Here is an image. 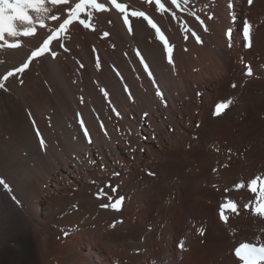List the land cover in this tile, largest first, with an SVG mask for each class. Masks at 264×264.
Wrapping results in <instances>:
<instances>
[{"label":"rangeland","instance_id":"rangeland-1","mask_svg":"<svg viewBox=\"0 0 264 264\" xmlns=\"http://www.w3.org/2000/svg\"><path fill=\"white\" fill-rule=\"evenodd\" d=\"M142 1L140 0L133 1L132 6L134 10L144 11L147 15L149 16L151 15L150 18H152L153 21L161 28L165 36L168 38L169 43L173 46V53H172L173 64L168 63L166 55L163 50V45L158 40H156L155 32L152 31V29H150L148 25L146 26L147 23L142 18L140 20L141 21L143 20L144 27L147 30V33L145 34L144 37L145 38L144 41L142 40L139 41V39L136 38L134 33H131L130 35L132 39L130 40L128 46L127 44L125 45L124 36L123 38L120 37V39L116 40V42L109 40V42L112 43L111 44L112 48H110L108 43L104 41V43L107 44V48L106 46H104L107 52L106 54L109 53V56L111 57V59H113V61L107 59L110 57L105 58L107 56L104 55L105 51L102 53L98 52L100 57L104 59L102 61L95 62L92 66L89 65L86 62V60L83 59L82 57H79L80 59L78 57H74L75 59H78L76 61L73 58V60L75 61L74 66L68 64V61H66L64 57L62 58L64 62L63 64H66L63 67L64 71L68 72L71 75L70 77L66 78V82L68 84V89H70L69 91L73 96L70 102L68 103V106H66L67 111L70 118L75 122L74 124L76 125L78 131L80 132L83 142L88 148H90V150L92 149V153L90 154V156L89 155L86 156L87 157L86 163L89 162V166L96 167V171L99 172L101 175H103L106 172H113L116 176V179L120 180L122 185L121 186L119 185V189L121 187L119 193L117 191L115 192L112 191L111 198L114 201L115 199L124 197V200L122 202V205L120 206L119 212L112 209L111 207L108 208L101 207V204H97L94 206L87 205L86 208V207H81L79 205L78 203L79 200H77V202L75 201L72 202L73 204L70 202L69 204L64 206V208H60L57 212H55L56 213L54 217L55 224L53 223L52 224L53 227L51 226V228H53V230L56 232L50 234V240L53 238V240L56 241V245L58 246L60 244L59 246H62L63 249L76 248L81 245L80 247L82 248L84 247L83 252L87 253L89 251V248H87L88 242L84 238L79 239L77 237L83 228L82 224L84 220H86L87 222L92 221L93 219H94L93 221L95 222L97 221L96 223L92 221L93 223L90 225V227L93 230H95L96 233H97L96 226L98 225L100 226V229L105 226L104 228L110 227L109 229L114 230L115 224L117 222L119 223L121 221L120 219L123 220L124 218H118L117 215V218L115 216V218L113 219L111 218L112 214L120 213L122 211V207L126 205L124 209L125 216L126 217L128 216L127 218L128 219L130 218L129 220H131L132 218L133 221L138 222L139 220L138 217L139 214L141 215V213L143 212V207L140 206L139 203L137 202L135 198L136 197L135 194L138 192V190L140 191L144 189V186L140 185L139 184L140 182H137V179L135 177L134 178L132 177L134 176V174L137 175L138 172L139 174L142 173L144 166H142V164L132 162L134 161L133 155L137 153L136 150H138V152L140 151L139 153H141V155L145 157L149 156V158H152V160H154L157 165L159 164L157 167V171L163 176L165 166L167 165L166 161H168V157H170L171 156L170 154H172L175 150L179 148L180 152H182V155L185 153H187L186 155H190L193 154L195 150L197 151L202 149V151H204V153L207 156L215 157L213 162V165L214 164L215 165L213 166L214 168L212 167L208 172L210 177H204L203 181L205 183L202 182V184L197 188L199 190L207 189L214 191L215 194L214 198L215 200L216 199L217 200L216 201L208 200V198H206L204 201H201L204 203L207 209L204 208L201 213L198 214L196 213L195 216L194 214L192 215L190 211L192 209H190V207L192 206L193 202L196 203V201L194 199H191L189 195L187 196L182 195L181 197H178L177 193L183 190L181 185H178L179 187L178 186L176 187L177 190L173 188L175 190H170L172 191V196L169 193L163 198L164 200L162 199L161 201L162 203L160 202V204L169 205L171 203L175 206L176 211L179 213L178 214L179 218L177 219L179 223L176 222L177 224H179L178 225L179 229H177L178 231L176 230L177 232L176 231L172 232L173 233V234L171 233L172 235L169 233L170 231L167 232L165 231L162 236V231H164L165 226L169 223V219H170L169 213L168 210L165 211L164 214L162 213L164 218L162 217V220H160L161 222L156 224L155 215L158 214L160 210V206L159 205L157 206V210L156 207L154 208L156 211L151 209L153 208L156 202H159L157 199H155L157 194L155 195V193H152L153 192L152 191L150 192V197L153 198L152 201L154 202L150 206H147L149 207V209H147L148 210L147 214L148 215L150 214L151 217L147 215L148 218L145 220V222L143 220L140 223L141 226H145L144 228L146 229L147 234L150 236V238H152L151 243L149 245L152 247V249L151 247H148L149 249L154 251V248L156 247L155 250L157 251L158 250L157 242L159 244L160 241L164 243V245L169 244L173 248L176 247L175 249L177 250L176 251L177 254L174 255L173 260L181 262L184 257L183 256L184 253H186L187 251V247L183 245V250H182L181 247L179 246L182 241L183 244H185V240L184 238H182V233L180 232V228L182 230L184 229L183 231L188 235H190L192 238L198 239V238H203L207 228L209 226H210L209 228L215 226L214 224L215 222L216 224H219V226L222 225V228L226 231V236L229 238L230 244H232V248L230 247L231 249L229 248L226 252L222 254L224 256L226 255L228 257H231L233 256V248L235 247V244L237 245L241 241V239L239 240V238L237 237L239 236L240 231L246 230L248 231V233H251L253 231L252 233L253 235L251 234L249 235L247 234L248 236L244 235L245 238L247 239V243L249 242L252 244H255L256 241V239H254L255 238L254 233L256 234L260 233L261 235V233H263L264 231V226L257 225L256 223L257 219L262 217L259 215H253L251 211V207L255 203V197H254L255 194L250 192L247 187L248 183L257 176L264 179V137L260 140L259 145L261 147L259 145L258 148L256 147L257 150L256 149L252 150V148H248L243 153H240V155L234 157H232L230 152L232 147L230 148V145H228V142L230 140L229 138H231L232 135H233L232 137L235 136L244 137L245 135H247L245 134V131H247L246 133L248 132L250 133V131L253 132L254 130V123L252 122L248 114L243 113V111H241L242 107L240 106L242 105L243 101L240 98V96L242 94H246L249 91L253 92V90L254 92H257L258 90H259L258 92L264 91V83H263L264 82V59H263L264 50H261L264 48L263 45L264 0H253L252 4H249L248 0H241V1L228 0V7L230 8L229 9L230 11L227 14L220 13L219 10H217L216 8L217 4L214 1L213 3H211L212 1L200 2L199 0H190V4L188 5V8L196 12V14L200 17V20L203 21V25H201L200 20L197 21L195 16L189 15L187 12L177 11L176 15L177 17H179V19H173L171 12L176 10L169 3L168 4L166 3V6H169L171 10L167 13L165 12L161 14L156 11L155 5L154 6L150 5L146 8V6L142 5L143 3ZM236 9H238L239 11ZM236 12H239L240 16H237ZM245 20H247L251 25L250 47L248 48L244 47V39L242 35V28ZM182 22L185 23L186 26L189 29H191V31L189 32L182 31L181 30ZM222 22H224L225 24L224 23L222 24ZM205 28H207V31H205ZM261 28L263 30H261ZM193 31L200 37L201 43H197L195 37L192 36ZM258 34L260 35L258 36ZM100 35L102 36V34ZM185 36H187V39H185ZM221 42H223L225 47L231 53V58H232V68L231 71L228 72L227 74H223L224 72L222 70L220 62L217 60H212L209 52V51H214L216 49V44ZM144 47L147 48V51L148 50L150 51V53L153 55V59L148 58L150 56L147 54L148 52L146 53V48ZM61 48L59 50L58 49L56 50L55 57L58 58L59 56L60 57L63 56L61 51L65 54H70L69 53L70 49L68 48L67 45H64L63 47L64 49ZM65 49H67V51ZM137 50H139L141 56L144 58L145 63L149 66V69L152 73L151 77H149L148 74L144 71V65L141 64L140 57L137 56ZM213 53L215 54V52ZM249 68L251 69L252 72L251 75H247ZM76 69L78 72L85 73V77L84 78L76 77L75 76L77 72ZM96 73L102 74L103 78L108 80V83H110L109 84L110 88L108 87L107 83L105 84L102 78L96 77ZM232 85H236V86L233 87ZM87 87H90V89H92V91H94V93H96L98 97H100V100L102 102V107L104 109L102 114H98L95 111L94 106L91 105L90 99L88 98ZM101 88H103L107 93L109 91L107 98L105 97L104 93L100 91ZM125 89H127V91ZM157 89H159V91L162 93V97L156 95ZM225 91L232 92V94L225 96L224 94ZM228 99H231L233 102L223 112L226 113L227 115L226 114L224 115L222 113L220 116H212L213 115L212 111H214L215 104L220 101L228 100ZM113 108L116 109V112H118L119 115H116V112L113 111ZM235 109H237V111H234ZM238 110H240V113ZM260 112L263 113L261 114ZM145 113H147L146 116ZM255 114H256L255 117L258 120V122H261L260 124H258V126L260 127L262 126L264 128V111H259L258 113L256 112ZM150 116L154 119V122H152V120L149 119ZM222 116L224 117L222 118ZM211 118L212 119L214 118L213 120L218 118H222V119L226 118V119L224 120L221 119L222 123L220 122V126L223 124L221 127H218L219 126L218 125L217 129L216 127H214L213 129H211V131H209L207 127L210 125V122L213 121ZM230 118L232 119V121ZM81 121H83L84 128L81 127ZM175 123L179 125H176ZM233 123H235L234 126L233 125L231 126V124ZM238 123L239 125H237ZM158 125H159V129H158ZM200 127L202 129H200ZM239 128L241 129L239 130ZM85 129L89 133L88 137L89 139L91 138L90 139L91 143H89V140H87L88 137L86 138L84 135ZM198 130L199 132H197ZM224 130H226L224 134L221 133ZM238 131L240 132L238 133ZM219 132L221 133L220 137H219L220 134ZM159 133L161 134L164 133L163 135L165 136V137L163 136V140L161 141V143L159 142L158 139ZM207 134H209V136L211 135L215 136V138H212L211 136L210 139L209 138L206 139L208 141H205L207 142L205 143L204 142L205 138L202 137V135L205 136ZM216 134L218 135V138ZM198 135L200 137H198ZM134 138H136L135 140H137L138 142L140 141V144L142 145L140 146L141 147L140 150L138 149V146H136V144H131L132 139ZM145 138L154 142V144L152 143L153 145L152 149H154L153 153L156 152L155 153L156 155L157 152L160 153L159 155L160 158L157 159V157L153 155L151 157L150 155L151 153L148 150L149 147H147L146 142H144L145 140H147ZM44 140H45L44 145L46 146L47 149L49 147L48 150L50 154H52V156L54 155L53 157L58 158L59 161L61 159L62 162L63 159L62 157L59 158V156H62V154H63V158H65V156H68V151L67 149H65L67 148V146L63 144L64 140L57 139L56 137L49 139L44 138ZM201 141L205 143L204 145H202L204 149L199 144ZM185 142L187 143L185 144ZM100 143L105 144L104 147L102 146L104 150V155H102L100 150L97 148L99 147L98 145ZM194 145L195 147H193ZM221 145H223V147ZM107 148H109L108 151ZM173 148L175 150H173ZM182 148L184 151L182 150ZM91 157L95 161L94 163L90 164ZM130 157H132L133 159H131ZM186 158H188V156H185L183 163L187 162ZM162 160L163 161L166 160L165 163L164 162L159 163ZM231 165L233 169H231V167H228ZM159 166L161 168H159ZM197 166L195 163L193 166H188L189 168L188 167L186 169L184 168L182 171H184V173L185 171L186 173H188V171H190L192 167L197 168ZM180 168L181 167L178 166L176 172H179ZM67 169L70 172L72 171L74 174L75 171L73 170L72 164L68 166ZM208 170L209 168H207V171ZM150 171L152 173L155 172V171L153 172V170ZM131 173L133 174V176ZM226 173L228 175H226ZM154 174H155V178H150L146 174L145 175L151 180H156V179L158 180L160 176L157 173ZM168 174H167L168 176L165 174L166 175L165 180H168V182L166 181L167 184L172 179L176 183L180 181L179 177L181 176V174L177 175V177L175 176L174 178H171L174 173L170 174L169 172ZM64 175L69 180H73L72 177L69 175V173H67V171L64 172ZM130 177L132 179H135L133 180L134 182L132 180H129ZM209 178L211 179L209 180ZM210 181H212L213 183ZM164 184L166 185V183ZM164 184L162 187H166ZM196 184L198 185L197 181L195 185ZM236 184H242L243 187H241L240 189H236L234 187ZM75 186L78 187V183L77 181L73 180L71 185L73 190H75L74 189L76 188ZM105 187L109 189L113 188L112 186H111L112 188L110 186H107V183L105 184ZM178 188H180L181 190ZM226 189L227 191H225ZM168 192L169 190L167 191V193ZM220 192L223 193L222 195L223 197L219 196L217 198L219 194H222ZM105 197L109 198V196L104 195V198ZM190 199L193 202H191ZM226 199L233 201L236 204V206L238 204L239 207H237V209L240 208L238 210L239 215L237 213H233L230 210H226L225 215L227 216V221H222L220 219V205L222 203H225ZM107 202L109 203V199ZM188 202H191V204ZM246 204L249 205L248 209H245ZM93 209L94 211H92ZM87 210L90 212H87ZM80 213H82L81 216H79ZM153 214L155 215L153 216ZM235 215L239 221L240 220L244 221V222L240 221L241 222L240 224L244 223L243 224L244 226L238 224L239 221L236 220L237 218L234 217ZM237 215L238 216L241 215V216L238 217ZM242 216L244 217L242 218ZM102 221L105 222L102 223ZM152 221H154V223ZM201 221H204V223L200 224ZM234 221L237 222L236 224L239 225L237 226L239 227L237 231L233 229L235 228L236 225ZM205 223H208V225L207 224L205 225ZM245 223L247 224L245 225ZM100 224H102V227ZM229 226H231V230L233 229L235 232L231 231L229 229ZM169 236L171 237V239ZM253 236L254 238L253 240H251ZM160 237L162 240L160 239ZM142 238L144 239L145 237L141 236L140 239L143 240ZM164 239L167 240V242H165ZM248 239L250 241H248ZM251 241H253L254 243ZM256 244L259 243H257L256 241ZM198 246H204L203 241H201V243L198 242ZM105 251L102 250V252H100L99 254V257L101 256L102 259H106V258L110 259L109 257H116L115 260H117L119 264L128 263L127 259H122V257L120 256L122 253L121 249L116 251V253L113 252L111 253L109 250H107L106 253ZM52 253L53 252L51 251L50 254ZM219 253L220 252L218 251L212 253L214 254L213 256H215L214 260L216 262L219 258L222 260V258L224 257V256L222 257V254L220 256ZM216 256L219 258H217ZM53 257L54 256L50 257L49 260L50 264L57 263L56 261H54L55 257L54 258ZM220 259L218 261L221 263L222 261ZM115 260L113 261V264L116 262ZM147 260H149L148 257ZM173 260H171V258H168L165 264H168ZM118 262H116V264H118ZM219 262H217L216 264H218Z\"/></svg>","mask_w":264,"mask_h":264},{"label":"bare ground","instance_id":"bare-ground-1","mask_svg":"<svg viewBox=\"0 0 264 264\" xmlns=\"http://www.w3.org/2000/svg\"><path fill=\"white\" fill-rule=\"evenodd\" d=\"M133 1H139V0H118V2L127 4L130 9H134L132 6ZM167 1L168 0H165V3L168 4ZM199 1L200 2L201 1L202 2L212 1L211 3H213L214 1L217 4L216 5L217 10H219V12L222 14L223 13L227 14L230 11L229 10L230 8L228 7V0H199ZM98 2L104 4L107 10L101 11V12H95V11L92 12L91 24L95 30L86 29L83 26H81L78 22H73L71 25L68 26V30L66 33L62 34L58 40H53L51 42L50 44L51 52H56L57 49L59 50L61 48L60 47L61 43H63V45H67L68 48L70 49V52H69L70 54H65L61 51L63 56L61 57L59 56L57 58V57H53L51 55V52L45 53L44 56L34 59L30 63L28 69H26L23 73H16L13 77H9L6 81H4V88H0V178H3L6 181L10 189V190H5L2 186H0V264H50L49 260L51 256L55 257L54 261H56L58 264H113V261L115 260L116 257H109L110 259L108 258L102 259L101 256L99 257V254L100 252H102V250L103 251L106 250L105 251L106 253H107V250H109L111 253L112 252L116 253V251H118L119 249H121L122 251L120 255L122 259L128 260L127 264H165L168 258H171V260H173L174 255L177 254L176 252L177 250L175 249L176 247L173 248L169 244L164 245V243L160 241L159 244L157 242L158 250L157 251L155 250L156 247L154 248V251L151 250L152 247L149 245L151 243L152 238H150V236L147 234V231L144 228L145 226H141V223H140L143 220L145 222L148 216H150V214L149 215L147 214L148 213L147 209H149V207L147 206H150L154 202L152 201L153 198L150 197V192L153 191L152 193H155V195L156 194L158 195V197L156 195L157 198L155 197V199H157L159 202H156L153 208H151L152 210L156 211L157 206L158 205L160 206L159 212L157 211L158 214L157 215L153 214V216L154 215L156 216V218L154 217L156 224L161 222L160 220H162V217L164 218L162 213L164 214V212L167 210L169 213V218H170L169 223L165 226L164 231H162V236L165 231L166 232L170 231L169 233L171 234L172 232L179 229L178 227L179 224L176 223L178 222L177 219L179 218L178 216L179 213L176 211L175 206L171 203L169 205L160 204V202L166 195L170 193V195L172 196V191L170 190H175L178 185L182 186L183 190L178 192L179 194L177 193V195L178 197H181L182 195L183 196L189 195L191 199H194L196 201L195 203L191 201L190 199V201L193 202L192 206L190 207V209L192 210L190 211L192 215L194 214L195 216H196V213L197 214L201 213L204 208L207 209V207L201 201H204L206 198H208V200H214V201L217 200V199L215 200L214 198V195H215L214 191L207 190V189L199 190L197 188L198 186L202 184V182L205 183L203 181L204 177H210L208 172L215 165V164L213 165V162L215 159L214 156H211V157L207 156L204 153V151H202V149L200 148L199 149L201 151L197 150L200 152H197L195 150L193 154L186 155L187 153H185L182 155V152H180L179 148L175 150L174 149L175 147H174L173 150L175 151L173 153L171 152L172 154H170L171 156L168 157V161L162 160L161 162H159V163H163V162L165 163L166 161V164H167L164 169V175L162 176L157 171V167L159 164L157 165L155 161L152 160V158H149V156L145 157L141 155V153H139L140 151L138 152V150H136L137 153L133 155L134 161L132 162L142 164V166H144L142 173L139 174V172L137 171L138 174L137 175L134 174V176L131 173L133 176L132 178L135 177L137 179V182H140L139 184L144 186V189L140 191L138 190V192L135 194L136 195L135 198L137 202L139 203L140 206L143 207V212H142L143 214L142 213L141 215L139 214L138 222L133 221L132 218L131 220H129L130 218L128 219L127 218L128 216L127 217L125 216L124 209L126 205L122 207V211L120 213L112 214L111 218L113 219L115 218V216L117 218V215H118V218H124L123 220L120 219L121 220L119 222L120 224L118 222H117L118 224L116 223L117 225L115 224L114 230L109 229L110 227L108 225L107 226L109 228H104L105 227L104 226L103 228L100 229V226L98 225L96 226L97 227L96 228L97 233H96L95 230H93L90 227V225L93 222H95L93 221L94 219L92 220L93 222L92 221L87 222L86 220H84L82 224L83 228L77 237L79 239L84 238L88 242L87 248H89V251L87 253L83 252L84 247L83 248L80 247L81 245L78 247L74 245L76 248H70V249L64 248L63 249L62 246H59L60 244L58 246L56 245V241H54L53 238L50 240V234L56 232L53 230V228H51L52 224L55 222L54 221V217L56 214L55 212H57L60 208H64V206H66L70 202L71 203L74 201L77 202V200L80 201V202L78 201V203L81 207H86L87 205L94 206L97 204H101V205L107 204L108 198L106 197L104 198V195L111 197L113 188H116V191L119 193L121 189V187L119 189V185L120 186L122 185L121 181L116 179V176L113 172H106L103 175H101L99 172L96 171V167L89 166V162L86 163V158H87L86 156L87 155L90 156V154L92 153V149L90 150V148H88L83 142L82 136L80 132L78 131L76 125L74 124L75 122L70 118L68 111H67V107H66L68 106V103L70 102L73 96L71 95L69 91L70 89H68V84L66 82V78L70 77L71 75L68 72L64 71L63 67L66 64H63L64 62L62 58L64 57L66 61H68V64H70L71 66H74V62L78 60V59H75L74 57H78V58L82 57L83 59L86 60V62L89 65L92 66L95 62H99L104 59L100 57L98 52L102 53L105 51L104 55H107L105 58L110 57L109 53L106 54L107 52L104 46H106L107 48V44L104 43V41H106L108 45L110 46V48H112V45H111L112 43L109 42V40L116 42V40L120 39V37L123 38L124 36L125 40L124 39L123 40L125 42V45L127 44L128 46L130 40L132 39L130 37L131 34L128 30V27L125 26L123 22L121 14L117 12L115 8L112 7L109 0H98ZM142 2H141L142 5L146 6V8L150 5L154 6V4H148L146 0H143ZM72 3L74 4L75 0H72ZM69 6L71 5L57 6L50 13V14H56L57 12H59L61 16L60 20L51 21V20L45 19V24L47 26L46 28H39L37 26L36 34L34 36L19 37L18 39H20L22 42L20 48L0 49V75H3L6 71H8L12 67L19 66V64L22 61H24L26 57L30 54V51L34 49L35 47H38L39 44L43 42V39L46 38V36L50 34L48 29L49 28L54 29L58 27L59 23L62 22L64 18H66L64 9ZM236 14L237 16H240L239 12H236ZM82 18L85 20L88 19L87 15H82ZM140 19L141 18H130V24L133 27V33L135 34L136 38H138L139 41L140 40L144 41L145 39L144 37H145V34L147 33V30L144 27L143 20L141 21ZM119 23H120V26H119ZM223 23L224 22H222V24ZM17 24L18 26L22 27V25H19V22H17ZM261 30L263 29L261 28ZM105 32L109 33V35L104 36L103 34ZM100 34H102V36ZM259 35L260 34H258V36ZM61 49H64V48H61ZM261 50H264V48ZM209 52H210V57L212 60H217L220 62L222 70L224 72L223 74H227L228 72L231 71V68H232L231 53L225 47L223 42L216 44V49L214 51H209ZM213 52H215V54ZM146 53L150 56L148 57L147 55L148 58L153 59V55L150 53L149 50L147 51V48H146ZM73 58L75 59V61L73 60ZM107 59H109L110 61H113L111 57ZM79 63H78V66H79ZM75 76L78 78H84L85 73L77 71ZM96 77L102 78L105 84L107 83L108 87L110 88V85H109L110 83H108L107 79L103 78L102 74L96 73ZM258 91L257 92H254V90L253 92L249 91L246 94H242L240 96V98L243 101L242 105L240 106L242 107L241 111H243V113L248 114V116L254 123L255 131L253 130V132L250 131V133L249 132L246 133L247 131L244 130L245 134H247L244 137H236V136L232 137L233 136L232 135L231 138H229L230 140L228 139L229 142L226 140L228 142V145H230V148L232 147V149L230 150L232 157L240 155V153H243L248 148H252V150L253 149L255 150L256 147L258 148V145L260 144V140L264 137V128L262 126L261 127L258 126V124H260L261 122H258V120L255 117L256 112L258 113L259 111H264V91H260V92ZM87 92H88V98L90 99L91 105L94 106L95 111L98 114H102L104 109L102 107V102L100 100V97H98V95L94 93V91H92L90 87H87ZM224 94L225 96H228L232 94V92L225 91ZM237 109H240V108H237ZM237 109H235L234 111H237ZM238 111L240 113V110ZM260 113L262 114L263 112H260ZM212 114H213V111H212ZM223 114L225 115L226 113H223ZM223 117L224 116H222V118ZM222 118H218L215 120H213L214 118L213 119L211 118L213 121H211L210 125L207 127L209 131H211V129H213L214 127H216L217 129L218 125H219L218 127H221L223 125L222 124L220 126V122ZM149 119L152 120V122H154V119L151 116L149 117ZM234 124L235 123L231 124V126L232 125L234 126ZM176 125H179V124H176ZM237 125H239V123ZM158 129H159V125H158ZM200 129L202 128L200 127ZM240 129L241 128H239V130ZM37 130L41 134L40 137H38L36 134ZM225 131L226 130H224L221 133L224 134ZM197 132H199V130ZM239 132L240 131H238V133ZM221 133L219 134V137ZM163 134L164 133L158 134V139L160 143L163 140V136H164ZM211 136H209V134L205 136L202 135V137L205 138V139L203 138L204 142L208 141L206 139L208 138L210 139ZM41 137L43 139L44 138L49 139V138L56 137L57 139L64 140L63 144H65L67 148H65L64 146L63 147L67 149L68 156H65V158H63V154L62 156H59V158L62 157L63 163L61 162V159L59 161L58 158H55L53 157L54 155L52 156V154H50L48 150L49 147L47 149L46 146L44 145V147L41 148V145H40ZM198 137L200 136L198 135ZM212 138H215V136H212ZM217 138H218V135H217ZM135 139L136 138L132 139L131 144H136V146H138V149L140 150L141 149L140 146L142 145L140 144V141L138 142ZM87 140H89V137L87 138ZM144 142H146V146L149 147L148 150L151 153L150 154L151 157L153 155V156H156L157 159L160 158L159 157L160 153L157 152V155L155 154L156 152L153 153L154 149H152L153 147L152 143L154 144V142L148 139L145 140ZM186 143L187 142H185V144ZM205 143L201 141L199 144L200 146H202ZM104 145L105 144L100 143L98 145L99 147H97L102 153V155H104V150L102 148V146L104 147ZM221 146L223 147V145ZM193 147H195V145ZM108 150L109 148H107V151ZM185 156H188V158H186L187 162L183 163ZM130 158L133 159L132 157ZM94 161L95 160L92 159L91 157L90 164L94 163ZM195 163H196V166L198 165L197 168L192 167L191 170L188 171V173H186V171L185 173L184 171H182L184 168L186 169L188 166H193ZM71 164L73 166V170L75 171L74 174L72 171L70 172L67 169V167L70 166ZM160 166L159 168H161ZM178 166L181 167L180 168L181 173L180 171L176 172ZM228 167H231V169H233L232 165ZM207 168H209L208 171H207ZM150 170H153V172L155 171L154 173H157L160 176V178L158 180L149 179L148 177L155 178V174L152 173ZM66 171L67 173H69L72 179L77 181L78 183V187L75 186L76 188H74L75 190H73L71 187L73 180H69L64 175V172ZM169 172L170 174L174 173L171 178H174L175 176L177 177V175L181 174V176L179 177L180 181L179 182L177 181L178 183H176L172 179L167 184L168 180H165V177ZM149 173H152V175H149ZM145 174L148 177H146ZM226 175L228 174L226 173ZM130 178L129 180H132V181L135 180V179H132V178L130 179ZM210 179L211 178H209V180ZM196 181L198 182V185L196 184L197 186L195 185ZM106 183H107V186H110V187L112 186L113 188L111 187L112 189H109L105 187ZM164 183H166V185ZM163 184L166 187H162ZM168 190L169 192L167 193ZM222 195L223 193L219 194L217 198L219 196L223 197ZM191 202H188V203L191 204ZM155 207H156V210L154 209ZM237 207H239L238 204H237ZM239 209L240 208H238V210ZM92 211H94V209ZM87 212H90V211L87 210ZM81 214L82 213H80L79 216H81ZM244 216H242V218ZM234 217L237 218L236 215ZM236 220H238V218ZM105 221H102V223ZM240 221L244 222L242 220ZM240 221L238 224L244 226L243 225L244 223L240 224L241 223ZM152 222L154 223V221ZM203 223L204 221L200 222V224H203ZM234 223L236 224L237 222L234 221ZM256 223L257 225L264 226V217L257 219ZM206 224L208 225V223H205V225ZM214 224L215 226H212V228H209L210 226L209 227L207 226L208 228L206 230L204 237L198 238V239L192 238L190 235H188L187 233L183 231L184 229L182 230L180 228V232L182 233V238H184L185 240V244L183 245L187 247V251L186 253H184L183 255L184 257L181 262L173 260L169 262L168 264H216L217 262H219L218 260L220 258L216 256L217 258H219L216 262L214 260L215 256H213L214 254L212 253L218 251L220 252L219 254L221 256V254L226 252L230 247L232 248V244H230L229 238L226 236V231L222 228V225L219 226V224H216L215 222ZM238 224L235 225V228L232 227L236 231L239 228L237 227L239 226ZM246 224L247 223H245V225ZM100 225L102 227V224ZM229 229L231 230V226H229ZM233 229L231 231H234ZM242 231L239 232V236L235 235L239 238V240L241 239V241L237 245L235 244V247L233 246L234 247L233 248L234 258L233 256L228 257L222 254V257L224 256L223 257L224 259L223 258L222 260L220 259L222 262L221 263L219 262L218 264H242V262L235 256V249L241 243H245V242L247 243V239L245 238L244 235H247V234L253 235L252 234L253 231L251 233H248V231L246 230H244L245 232L244 231L242 232ZM141 236H144L145 238L144 239L142 238L143 240H141L140 239ZM254 236L251 238V240H253L254 238L256 239L257 243L264 242V231L263 233H261V235L260 233H257V234L254 233ZM86 241H85V244H86ZM201 241H203L204 246H198V242L201 243ZM248 241L250 240L248 239ZM256 241H255V244H256ZM165 242H167V240H165ZM148 247H151V249H149ZM181 249L183 250V248ZM51 251L53 252L52 254H50ZM147 257L149 258V260H147ZM115 261L118 262L117 260ZM116 262L114 264H116Z\"/></svg>","mask_w":264,"mask_h":264},{"label":"snow or ice","instance_id":"snow-or-ice-1","mask_svg":"<svg viewBox=\"0 0 264 264\" xmlns=\"http://www.w3.org/2000/svg\"><path fill=\"white\" fill-rule=\"evenodd\" d=\"M109 2L112 7L121 14L123 22L125 26L128 27L130 34L133 33V27L130 24V18H142L144 21H146L148 27L155 32L156 40H158L163 45V50L168 63L173 64V46L169 43L168 38L165 36L161 28L153 21L152 18H150L149 15H147L144 11L130 9L127 4L118 2V0H109ZM146 2L148 4H154L156 11L161 14L171 10L169 6H166L165 0H146ZM252 2L253 0H248L249 4H252ZM168 3L176 10L171 12L173 19H179V17L176 15V12L179 11L187 12L189 15L195 16L197 20H200L196 12L188 8L190 0H168ZM60 5H71L64 9L66 18H64L62 22L59 23L58 27L54 29H48L50 34L43 39V42L40 43L38 47H35L30 51V54L19 64V66L12 67L3 75H0V88H4V81H6L9 77H13L16 73H23L26 69H28L30 63L34 59L44 56L45 53L51 52V42L53 40H58L62 34L66 33L68 26L73 22H78L86 29L95 30L91 24L92 12H101L107 10L105 5L99 3L98 0H75L74 4L72 3V0H0V49H18L22 44L21 40L18 38L34 36L36 34L37 26L39 28H46L47 26L45 24V19L51 21L60 20L61 16L59 12L56 14H50L53 9ZM82 15H87L88 19H83ZM17 22H19V25H22V27L18 26ZM200 23L203 25L202 20H200ZM181 30L184 32L191 31V29H189L183 22L181 23ZM205 31H207V28H205ZM250 32L251 25L247 20H245L242 28L245 48L250 47ZM103 35L108 36L109 33L105 32ZM192 36L195 37L197 43H201L200 37L194 31L192 32ZM185 39H187V36H185ZM61 47H64L63 43H61ZM65 50L67 51V49ZM51 55L55 57L56 53L51 52ZM137 56L140 57L141 64L144 65V71L149 77H151L152 73L149 69V66L145 63L144 58L141 56L139 50H137ZM251 74L252 72L249 68L247 75ZM232 86L235 87L236 85ZM125 90L127 91V89ZM100 91L103 92L107 98L108 93L103 88H101ZM156 95L162 97V93L159 91V89H157ZM231 103V99L216 103L213 115H221ZM113 111L116 112V109L113 108ZM116 115H119V113L116 112ZM146 115L147 113H145V116ZM81 127L84 128L83 121H81ZM36 134L38 137L41 136L38 130ZM84 135L86 138L89 136V133L86 129L84 131ZM89 143H91L90 139ZM44 144L45 141L41 137V148L44 147ZM149 175H152V173H149ZM0 186H2L5 190H10L9 185L3 178H0ZM234 187L236 189H240L243 187V185L236 184ZM247 187L250 192L255 194V203L251 207L253 215L264 217V179L257 176L248 183ZM112 191L115 192L116 189L113 188ZM225 191H227V189ZM108 199L109 203L103 204L101 207H111L112 209L119 211L124 197H120L114 201L111 197ZM248 208L249 205L246 204L245 209ZM226 210H230L233 213H238L236 204L233 201L226 199L225 203L220 205V219L222 221H227V216L225 215ZM179 246L183 248V241ZM235 256L242 262V264H264V242L259 244L246 242L241 243L235 249Z\"/></svg>","mask_w":264,"mask_h":264}]
</instances>
